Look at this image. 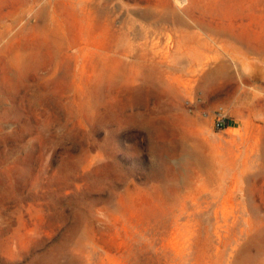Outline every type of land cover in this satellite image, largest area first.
<instances>
[{
	"label": "rangeland",
	"instance_id": "374dc122",
	"mask_svg": "<svg viewBox=\"0 0 264 264\" xmlns=\"http://www.w3.org/2000/svg\"><path fill=\"white\" fill-rule=\"evenodd\" d=\"M96 3L0 0V264H264V0Z\"/></svg>",
	"mask_w": 264,
	"mask_h": 264
},
{
	"label": "bare ground",
	"instance_id": "6f19581e",
	"mask_svg": "<svg viewBox=\"0 0 264 264\" xmlns=\"http://www.w3.org/2000/svg\"><path fill=\"white\" fill-rule=\"evenodd\" d=\"M87 2H88V4H87L88 5L87 6V20H86L87 27H88L87 32L89 34H91V35L95 34L98 30H100L102 33L106 32V34L108 35L107 43L103 47H104V50L110 51L111 47H112L111 42H113L114 38H116V33H115L116 31L113 29L112 20H105V24H101V20H97L98 17H99V13H100L98 5L96 3L97 0H87ZM144 14H145L147 19H149L151 17H155L156 18L153 21V23H147L149 25L146 27V28H150V26H152L153 27V29H152L153 31H161V29H163L162 24L166 23V21L169 20L167 17L163 16L162 13H160V14H158V13L151 14V13H149L147 11ZM173 17L174 18L172 19V17H171L170 20H175V22L176 21L180 22L179 20H181V19L179 17H177V16H173ZM131 23H132V21H131ZM195 27H196V29L198 28L200 30L206 31V35H207V37L209 39L212 38V37H221L222 36V37H225V39L227 38L229 40H232V41L236 42L237 44H239L241 46V50H245L244 49V39L241 38L240 36H237V35L231 34V33H225V32H223L221 30L213 28L210 25H206L204 23H201L200 21L196 22ZM200 30H196V31H193L192 33H189L192 36V38L194 40L193 42L195 44H197V39H205V37H203V34L200 32ZM55 33L56 32H55V24H54V27L51 30V32H47L46 31V35L43 36L44 37L43 38L44 42H48L51 45L55 46V42H56L55 41ZM50 34L54 35V37L52 36L53 39H51L52 42H51V40L48 39ZM93 38L94 37L92 36L91 39H93ZM229 42H231V41H229ZM148 49L149 48H146V50H148ZM246 50L248 51V48H246ZM150 52H151V50H150ZM124 53H128L129 54L130 50L129 49H125ZM156 56L157 55H156L155 51H153L152 54H150L149 52L143 51V53H139L137 55L138 61H136L133 64L138 66L139 68H144V67L149 68L150 67V70H155L157 65L159 63L163 62V59L158 60ZM195 56H196V58L194 59V63H195L194 64V68L197 65L200 66L199 69H205L206 67H210L211 66V60L212 59L211 60L208 59V58H211L210 56L201 55V54H199V55L196 54ZM106 58H108V59H106ZM118 63L119 62H118V60L116 58H111L110 55L108 53H106L104 58H103V60H102V62H101V65H103L105 67H111V71L112 70L115 71V68H116ZM225 68H226V64L225 63L215 64L214 67L211 66V70H209V72H207L204 75V79L206 81L213 80L217 74L224 73L225 72Z\"/></svg>",
	"mask_w": 264,
	"mask_h": 264
},
{
	"label": "built area",
	"instance_id": "2783aa9c",
	"mask_svg": "<svg viewBox=\"0 0 264 264\" xmlns=\"http://www.w3.org/2000/svg\"><path fill=\"white\" fill-rule=\"evenodd\" d=\"M216 118V126L219 129H222L225 127L226 125V121L225 118L223 117L222 113L220 111H218L215 115Z\"/></svg>",
	"mask_w": 264,
	"mask_h": 264
}]
</instances>
